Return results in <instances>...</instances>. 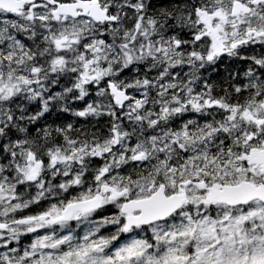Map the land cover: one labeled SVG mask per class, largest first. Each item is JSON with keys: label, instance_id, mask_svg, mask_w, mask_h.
<instances>
[{"label": "snow or ice", "instance_id": "6c2138e0", "mask_svg": "<svg viewBox=\"0 0 264 264\" xmlns=\"http://www.w3.org/2000/svg\"><path fill=\"white\" fill-rule=\"evenodd\" d=\"M0 264H264V0H0Z\"/></svg>", "mask_w": 264, "mask_h": 264}, {"label": "trees", "instance_id": "16d2710c", "mask_svg": "<svg viewBox=\"0 0 264 264\" xmlns=\"http://www.w3.org/2000/svg\"><path fill=\"white\" fill-rule=\"evenodd\" d=\"M220 67H222V68H220ZM217 68L214 71H215V73L220 74L221 77H216V78H218V79H232L233 73H236V70L238 68V63H236L235 61H230L227 63H223L222 66H219ZM73 107H76V108L83 107V102H77V104L73 105ZM46 120L48 122L55 120L57 124L66 123V122H74V123H77L79 125V124L85 123L83 120H81L79 118L71 117L69 114L48 115V116H46ZM42 123H43V121H42ZM23 242L26 243V239H24Z\"/></svg>", "mask_w": 264, "mask_h": 264}, {"label": "flooded vegetation", "instance_id": "af4514ba", "mask_svg": "<svg viewBox=\"0 0 264 264\" xmlns=\"http://www.w3.org/2000/svg\"><path fill=\"white\" fill-rule=\"evenodd\" d=\"M229 60V58H227V57H224V58H222V60L221 61H219V62H225V61H228ZM238 62V66H239V70H238V72H240V73H242L243 71H244V69L247 67V65H245V64H243L242 62H240V61H237ZM202 72H203V75H204V77L206 78V79H208V81H209V83H212L213 82V80L211 79V78H209V76H210V69L209 68H207L206 70H202ZM225 83H224V82ZM230 82H232V80H228L227 81V79H222V80H220V79H215V81L213 82V84H214V94H216V95H220V94H223V89H225V88H229V84H230ZM236 82H239V80H237ZM224 84V85H223ZM229 90H231L230 88H229Z\"/></svg>", "mask_w": 264, "mask_h": 264}, {"label": "bare ground", "instance_id": "6f19581e", "mask_svg": "<svg viewBox=\"0 0 264 264\" xmlns=\"http://www.w3.org/2000/svg\"><path fill=\"white\" fill-rule=\"evenodd\" d=\"M220 68H222V67H220ZM218 69V68H217ZM226 74V73H225ZM218 79V78H217ZM213 80V79H212ZM220 80H222V79H220ZM215 80H213V82H214ZM228 81V80H227ZM213 82H212V84H213ZM224 82V81H223ZM225 83V82H224ZM224 85V84H223ZM216 86V85H215ZM224 90V89H223ZM219 95V94H218Z\"/></svg>", "mask_w": 264, "mask_h": 264}, {"label": "rangeland", "instance_id": "374dc122", "mask_svg": "<svg viewBox=\"0 0 264 264\" xmlns=\"http://www.w3.org/2000/svg\"><path fill=\"white\" fill-rule=\"evenodd\" d=\"M30 242V239H26V244L25 246Z\"/></svg>", "mask_w": 264, "mask_h": 264}]
</instances>
